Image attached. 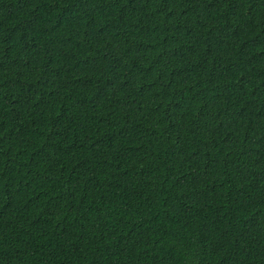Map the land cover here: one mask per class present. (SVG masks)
Returning <instances> with one entry per match:
<instances>
[{
	"label": "trees",
	"instance_id": "1",
	"mask_svg": "<svg viewBox=\"0 0 264 264\" xmlns=\"http://www.w3.org/2000/svg\"><path fill=\"white\" fill-rule=\"evenodd\" d=\"M0 264H264V0H0Z\"/></svg>",
	"mask_w": 264,
	"mask_h": 264
}]
</instances>
